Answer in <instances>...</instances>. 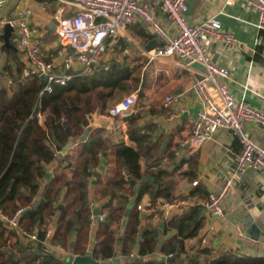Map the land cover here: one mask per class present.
Returning a JSON list of instances; mask_svg holds the SVG:
<instances>
[{
	"label": "trees",
	"instance_id": "trees-1",
	"mask_svg": "<svg viewBox=\"0 0 264 264\" xmlns=\"http://www.w3.org/2000/svg\"><path fill=\"white\" fill-rule=\"evenodd\" d=\"M15 48L19 50L0 45V76L12 82L9 88L0 84V212L12 216L21 209V213L15 229L0 218V264H70L65 256L88 254L103 261L118 258V264H264V253H213L208 244L200 243L187 251L184 239L196 237L202 226V220L194 217L197 207L173 214L165 228H175L177 233L160 244L156 228L142 227V197L148 194L151 205L159 198L169 201L174 182L161 179L158 173L150 178L142 168L141 157L159 134L152 121L140 124L139 111L122 118L129 144L123 139L111 142L101 127L80 140L90 114L108 115L117 99L135 89L138 79L128 68L114 63L40 95L43 80L22 77L24 64ZM68 140L73 145L62 153ZM102 157L114 164L109 176L101 171ZM103 199L100 213L106 216L98 222L89 248L93 204ZM35 226L39 227L37 240L27 241L21 230ZM50 226L52 233L46 237ZM47 241L63 252L46 248ZM156 251L167 257L172 254L170 261L166 262L167 257L144 260Z\"/></svg>",
	"mask_w": 264,
	"mask_h": 264
},
{
	"label": "crops",
	"instance_id": "crops-1",
	"mask_svg": "<svg viewBox=\"0 0 264 264\" xmlns=\"http://www.w3.org/2000/svg\"><path fill=\"white\" fill-rule=\"evenodd\" d=\"M159 1L151 0L150 3L153 20L173 36L177 30L160 10ZM185 1L188 22L197 25L214 16L220 20L222 28L236 38L238 42L232 47H225L220 41L208 38V54L212 61L227 69L228 78L222 81L232 95L264 111V29L255 25V13L241 0L233 5L226 0ZM22 8L32 10L35 22L41 26L42 47L53 51L57 46V36L52 26L53 17L58 12L67 15L72 9L70 0H6L0 9V15L12 18ZM158 43L159 39L153 31L142 24H133L127 26L116 39L107 40L106 51L102 57L103 63L109 67L115 63L128 68L138 79L133 90L138 94L134 110L141 114V125L152 121L155 134H159L158 140L150 143L151 149L142 155V168L150 178L158 173L161 179L174 182L171 185L173 198L169 201L162 202L159 198L160 202L151 205L148 194L142 197V208L139 209L141 225L156 228L159 234L156 239L160 244L177 233L175 228H165L168 219L175 213H186L190 208L197 207L194 217L202 220V226L196 237L184 239L187 251L191 250L190 246L200 243L208 244L213 253L224 250L242 255H259L261 252L247 241L239 239V233L245 231L248 236L252 233L256 235L255 238L264 239V172L250 168L237 177L224 200V215L209 218L203 201L209 191L220 188L234 169L240 142L233 131L220 127L212 140L204 142L197 149L189 150L180 145L181 140L189 133V118L195 115L200 106L197 95L187 92V89L196 78L203 76V68L200 64H196L192 70L173 67L172 58L150 61L145 55L147 46L153 48ZM1 44L3 40L0 38ZM16 53L24 64L23 53L20 50H16ZM11 83L10 77L0 76V84L4 87L9 88ZM208 90L213 99L217 100L213 88L208 87ZM173 92L184 93L177 102L165 108L164 97ZM87 126L91 127L90 130L104 128L111 142L123 139L125 144H129L127 126L121 117L92 113L88 116ZM244 130L264 148L263 126L247 122ZM113 166L111 159L101 158V171L104 176H109ZM195 179L198 183L193 186L191 182ZM89 183L91 199L94 193L92 178ZM187 197L190 198L189 206L183 208L181 204ZM105 200L94 202L93 209L98 208L100 211ZM164 203L168 206H164ZM98 222L90 225L89 248L95 242L94 231ZM44 246L63 252L61 247L51 246L48 241ZM162 257L165 259L167 256L156 251L144 260ZM181 257L185 258V253Z\"/></svg>",
	"mask_w": 264,
	"mask_h": 264
},
{
	"label": "built area",
	"instance_id": "built-area-1",
	"mask_svg": "<svg viewBox=\"0 0 264 264\" xmlns=\"http://www.w3.org/2000/svg\"><path fill=\"white\" fill-rule=\"evenodd\" d=\"M233 5L237 0H226ZM255 13V25L264 29V0H241ZM72 9L67 15L56 13L52 26L57 36V46L53 51L42 47L41 26L35 22L30 8L19 9L17 14L2 19L0 26L8 23L12 27L10 42L17 47L24 57L22 77L36 76L43 80L40 95L52 92L55 85L63 86L75 76H90L99 68L107 70L109 65L103 63L107 40H114L133 24H142L153 31L159 43L145 51L151 60L172 58V66L192 70L200 64L203 76L196 78L187 92H191L200 100V106L194 116L189 118V133L181 140L180 145L193 150L204 142L212 140L220 127L235 133L240 150L236 155L234 169L224 179L220 188L209 191L203 201L209 218L224 215V200L230 193L234 180L247 169L253 168L264 172V148L255 142L244 124L255 123L264 127V111L254 108L244 100L236 99L222 81L228 78V71L211 60L207 51V39L213 38L225 47L237 44L236 38L222 28L218 18L211 16L203 22L193 25L186 17L185 0H160L159 8L177 30L171 35L153 20L151 0H70ZM171 61V60H170ZM208 87H212L217 100L210 95ZM184 92H173L165 95L163 106L169 108L179 100ZM138 94L130 92L117 99L109 110L111 117L130 115L137 104ZM198 183L195 179L193 186ZM134 199L133 195L128 197ZM190 198L181 205L188 208ZM164 206H168L164 203ZM142 207L139 205V209ZM21 209L12 216L0 212V218L12 228H18V217ZM105 213L91 215V223L102 221ZM39 227L21 230L27 241H36ZM52 233L51 226L46 229V237ZM239 239L247 241L259 252L264 253V239L252 238L245 231L239 233ZM62 249V248H60ZM172 254H168L171 257ZM98 261H103L98 259Z\"/></svg>",
	"mask_w": 264,
	"mask_h": 264
},
{
	"label": "water",
	"instance_id": "water-1",
	"mask_svg": "<svg viewBox=\"0 0 264 264\" xmlns=\"http://www.w3.org/2000/svg\"><path fill=\"white\" fill-rule=\"evenodd\" d=\"M12 33V27L6 23L2 26V33L0 34V38L3 40V46H5L7 49L8 48H14L13 44L10 42V36ZM155 42V41H153ZM151 49V46L148 45L147 46V50ZM197 64V63H196ZM195 64V65H196ZM194 65V66H195ZM90 117V115H89ZM91 127L87 126L83 132V134L80 136V140L83 141L86 139V136L88 135L89 131H90ZM73 145L72 140H68L66 142V144L62 147L61 152L64 153L66 152V150L68 148H70ZM50 174L48 173L46 175V178H49ZM59 207H62V205L60 204ZM131 205H129L128 209L126 210V215L129 214ZM100 213L98 208H94L93 209V214L94 215H98ZM249 232V229H248ZM250 233V232H249ZM251 237H256V235H252V233H250ZM62 256V255H60ZM65 262L70 263V264H118L119 263V259L118 258H114L111 260H107V261H98L96 259H94L91 255H75V256H65L64 257ZM170 261V257L166 258V262Z\"/></svg>",
	"mask_w": 264,
	"mask_h": 264
},
{
	"label": "rangeland",
	"instance_id": "rangeland-1",
	"mask_svg": "<svg viewBox=\"0 0 264 264\" xmlns=\"http://www.w3.org/2000/svg\"><path fill=\"white\" fill-rule=\"evenodd\" d=\"M5 3H6V0H0V9H1V7H3V5H4ZM2 19H8V17L4 18L2 15H0V21H1Z\"/></svg>",
	"mask_w": 264,
	"mask_h": 264
}]
</instances>
